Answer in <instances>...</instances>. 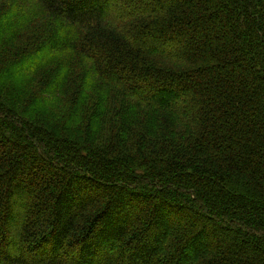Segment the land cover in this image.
I'll list each match as a JSON object with an SVG mask.
<instances>
[{"label": "trees", "instance_id": "1", "mask_svg": "<svg viewBox=\"0 0 264 264\" xmlns=\"http://www.w3.org/2000/svg\"><path fill=\"white\" fill-rule=\"evenodd\" d=\"M0 264H264V0H0Z\"/></svg>", "mask_w": 264, "mask_h": 264}]
</instances>
